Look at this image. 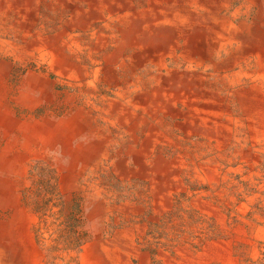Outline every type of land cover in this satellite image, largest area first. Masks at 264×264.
Here are the masks:
<instances>
[{
  "label": "bare ground",
  "instance_id": "1",
  "mask_svg": "<svg viewBox=\"0 0 264 264\" xmlns=\"http://www.w3.org/2000/svg\"><path fill=\"white\" fill-rule=\"evenodd\" d=\"M255 3L0 0V143L5 138L10 143L16 130L23 133L27 153L32 143H49L55 135L63 139V146L82 139L79 151H71L75 162L69 184L79 185L86 170L94 171L98 161L109 158L117 176L150 184L152 218L159 219L174 195L185 190L180 169L187 163L183 156L155 155L174 142L160 119L169 117L178 130L207 137L219 148L228 147L243 128L252 146L264 140V46L250 23ZM17 66L23 70L12 102L26 110L50 96L57 83L75 89L65 97L69 108L61 123L35 126L36 136L30 120H15L5 102L15 88L8 79ZM244 80L255 84L243 88ZM109 88L112 97L99 93ZM78 95L84 98L81 107L75 104ZM234 100L243 111L239 117L231 104ZM126 135L128 145L113 149ZM14 146L13 141L0 147V264H43L38 246L27 244L29 220L17 208L21 203L17 204L15 185L27 171L20 161L27 162L29 156ZM149 159H154L152 166ZM128 162L136 168L129 169ZM217 168L201 166L197 176L214 180L219 177ZM97 185L87 192L86 209L94 225L95 218L108 222L112 216L129 224L143 210V205L131 201L113 208ZM205 205L203 210L213 209ZM148 223L129 225L114 239L89 245L82 264H133L134 259L150 264L149 254H140L136 245V235L143 238ZM175 252L172 256L162 251L161 259L165 264H209L213 258L209 249L196 256L187 247Z\"/></svg>",
  "mask_w": 264,
  "mask_h": 264
},
{
  "label": "rangeland",
  "instance_id": "2",
  "mask_svg": "<svg viewBox=\"0 0 264 264\" xmlns=\"http://www.w3.org/2000/svg\"><path fill=\"white\" fill-rule=\"evenodd\" d=\"M255 4L250 23L260 32L258 43L264 46V0H257ZM22 70L23 67L17 66L8 79L15 88L8 93L5 102L15 120H30L34 135L35 126L43 129L61 123L69 108L68 102H64L65 97L70 91L74 94L75 89L69 91L64 84L57 83L50 96L44 95L35 109L26 110L12 102ZM208 80L213 79L208 76ZM254 84L253 80H244L241 86L247 89ZM99 93L112 97L111 88L109 91L101 89ZM78 96L74 97L75 104L81 107L84 98ZM231 104L237 117L243 114L235 100ZM160 122L174 142L159 149L155 155L163 153L166 159L183 156L188 164L180 169L185 190L174 195L168 212L159 219L152 218L154 210L151 197H148L150 184L138 178L117 176L109 158L98 161L94 171L86 170L79 185L69 184L75 162L71 151H79L82 139L79 143L73 140L70 145L63 146V139L55 135L56 139L49 143H32L27 153L23 133L16 130L10 143L14 141L19 154L24 152L29 156L27 162L20 161V166H25L27 171L22 172L15 185L17 204L21 203L17 208L29 220L25 235L27 244L38 246L35 250L43 258V264H82L89 245L112 240L124 233L129 225L140 226L148 222L143 238L136 235V245L140 254H149L150 264H165L160 253L165 251L175 256L179 247H187L193 256L204 249L211 250L213 258L209 264H264V140L256 147L252 146L243 128L228 147L219 148L209 143L207 137L178 130L175 121L169 117ZM141 136L145 137L143 131ZM7 139L0 143L1 148L10 144ZM129 141L127 135L120 137L119 145L113 149L123 148ZM109 152L112 155L113 150ZM153 160L147 161L148 166H152ZM200 165L217 166L219 177L214 180L199 178L196 169L199 170ZM128 168L133 170L136 164L128 162ZM96 183L103 198L112 202L113 208L131 201L143 205V210L133 215L129 224L123 217L112 216L108 222L95 218V227L90 210L86 208L87 192ZM206 203L213 209L208 206V210H203ZM135 263L140 264V260L134 259Z\"/></svg>",
  "mask_w": 264,
  "mask_h": 264
}]
</instances>
